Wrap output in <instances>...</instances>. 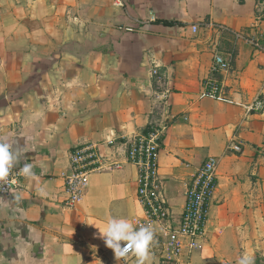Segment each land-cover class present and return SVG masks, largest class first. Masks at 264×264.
Returning <instances> with one entry per match:
<instances>
[{"label":"crops","instance_id":"0c3cea01","mask_svg":"<svg viewBox=\"0 0 264 264\" xmlns=\"http://www.w3.org/2000/svg\"><path fill=\"white\" fill-rule=\"evenodd\" d=\"M216 52L231 63L223 99L202 86ZM162 89L171 91L165 106L155 97ZM258 95L264 0H0V142L22 150L18 171L31 163L35 174L0 194V264H136L100 237L111 217L155 227L150 264L264 255V110L249 108ZM158 123L167 124L158 169L166 222L149 218L127 160L128 142ZM85 143L98 144L105 162L69 206L70 154ZM211 156L218 187L204 233L176 256L170 228Z\"/></svg>","mask_w":264,"mask_h":264},{"label":"built area","instance_id":"2783aa9c","mask_svg":"<svg viewBox=\"0 0 264 264\" xmlns=\"http://www.w3.org/2000/svg\"><path fill=\"white\" fill-rule=\"evenodd\" d=\"M198 26L193 25L197 31ZM231 68L230 60L223 54L216 52L210 67L209 75L202 80L204 94L223 99L225 89L220 78L224 71ZM153 75L160 76L157 67ZM171 91L162 89L156 91L155 97L162 105H166L170 99ZM250 110L262 112L264 110V99L258 95L249 106ZM167 130L166 123L153 125L148 134L139 133L128 142L127 160L137 166L140 174V186L138 195L144 204L150 219L166 222L170 219V209L159 196V155L161 141ZM240 151V146L233 147ZM104 157L100 152L98 144L85 143L74 147L70 154V173L66 176L67 203L73 206L79 202L89 185V176L94 171L102 168ZM219 160L215 156L208 157L201 165L196 174L186 184V204L179 225L170 228L168 234V246L174 255L180 256L184 252L190 254L198 245V240L204 233L211 199L218 187ZM120 165H115V167ZM113 168V167H112ZM20 172L13 166L6 181H0V194L6 195L20 186ZM129 254L124 260L132 257Z\"/></svg>","mask_w":264,"mask_h":264},{"label":"clouds","instance_id":"9594fccd","mask_svg":"<svg viewBox=\"0 0 264 264\" xmlns=\"http://www.w3.org/2000/svg\"><path fill=\"white\" fill-rule=\"evenodd\" d=\"M21 151H14L13 144L0 142V181H6L10 170L18 163ZM32 168L31 163H26L19 172L26 178H32L35 175ZM99 232L106 246L113 250L118 260L131 254L136 257V264H150L151 246L156 235L152 224L136 227L128 218L111 217ZM236 264H253V259L245 252L238 257Z\"/></svg>","mask_w":264,"mask_h":264},{"label":"trees","instance_id":"16d2710c","mask_svg":"<svg viewBox=\"0 0 264 264\" xmlns=\"http://www.w3.org/2000/svg\"><path fill=\"white\" fill-rule=\"evenodd\" d=\"M168 25H177L180 24L179 22L176 21H166ZM153 129V124H150L142 133L143 134H148L151 130Z\"/></svg>","mask_w":264,"mask_h":264},{"label":"rangeland","instance_id":"374dc122","mask_svg":"<svg viewBox=\"0 0 264 264\" xmlns=\"http://www.w3.org/2000/svg\"><path fill=\"white\" fill-rule=\"evenodd\" d=\"M253 264H264V255H260L253 259Z\"/></svg>","mask_w":264,"mask_h":264}]
</instances>
